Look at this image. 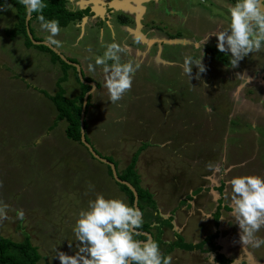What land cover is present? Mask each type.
<instances>
[{"label":"rangeland","instance_id":"1","mask_svg":"<svg viewBox=\"0 0 264 264\" xmlns=\"http://www.w3.org/2000/svg\"><path fill=\"white\" fill-rule=\"evenodd\" d=\"M190 1L198 4V0ZM67 4L70 5L66 2L65 6ZM204 6L208 7L207 2ZM209 9L213 11L212 7ZM0 11V181L3 182L0 202L9 206V218L0 223V237L20 242L28 236L30 244L37 248L36 264H60L56 251L74 255L78 250L73 228L80 211L88 209L89 201L95 200L97 194L106 199L119 198L125 203L127 200L108 176L105 165L90 159L87 151L64 137L65 123H53L52 104L49 103L51 110L46 99L42 101V95L38 94L36 88L49 95L54 92V79L61 76L59 64L51 67L49 58L40 53L19 52L23 47L19 39L4 44L5 35L13 26L14 9L6 6ZM213 13L216 14V10ZM4 14L7 22L3 20ZM154 14L150 12L153 18L158 13ZM30 27L35 37L49 36L46 31H35L31 24ZM60 33L62 37L59 34L54 38L60 42L58 45L48 43L65 55L82 57L86 56L85 48L94 49L88 55L94 62L104 53L101 47L106 41L97 44L95 38L88 36L72 45L78 30L70 23ZM179 35L188 36L186 30ZM103 38L109 39L106 31ZM185 39H189L190 44L183 47L164 45L160 58L173 60L172 67L163 66L164 70L159 67L158 73L151 69L144 71L148 88L141 81L134 82V89L115 103L114 110L110 108V114L103 109L106 106L93 102L97 93L98 98H103L100 89L95 88L89 101L94 118H87L85 123L90 124L98 142L90 132L87 137L99 155L110 157L116 163L117 173L125 169L139 147L150 145L138 158L136 173L142 180L141 187L147 191L148 187L153 195L160 194V200L166 204L184 193L190 192L193 196L203 191L216 196L217 200L220 198L218 202L227 211L221 210V217L230 218L232 192L228 181L241 175L264 177V64L261 67L256 64V59H262L264 54L262 51L250 53L237 67H232L230 52L224 55L226 61L206 56L205 51L213 48V38L200 47L196 45L202 37ZM202 56L206 71L196 79L198 68L193 65L189 80L182 67L184 58L198 60ZM94 73L85 74L93 77ZM66 74L67 83L64 87L61 85L65 98H75L80 92L79 85L70 71ZM248 77L249 83L246 82ZM96 78L98 84H104V79L100 81L97 74ZM22 82H26L28 89ZM24 98L30 101L25 111L20 109ZM103 99L110 104L108 96ZM101 112L109 119L98 118ZM24 115L31 124L22 120ZM116 115L119 120H115ZM29 125L30 128L24 129ZM50 129L56 131L43 138L42 132ZM37 134L41 141L31 147ZM211 188L216 194L210 193ZM193 207L197 209L196 205ZM20 209L25 212L24 220L17 219ZM193 224L195 222L190 220L189 230L199 229L200 225ZM209 225L199 229L202 234L209 231ZM235 225L240 229L238 223ZM226 229L220 232L221 237L228 233ZM189 232H186L187 240H190ZM258 232L264 237V227Z\"/></svg>","mask_w":264,"mask_h":264},{"label":"crops","instance_id":"2","mask_svg":"<svg viewBox=\"0 0 264 264\" xmlns=\"http://www.w3.org/2000/svg\"><path fill=\"white\" fill-rule=\"evenodd\" d=\"M68 1L70 3V5L68 4L66 5V9L68 11L76 12V11H80L81 7L82 8L85 7L84 5L80 6L79 0H68ZM161 1L162 0H127L123 2V0L121 1L115 0L114 2L118 6L126 5V6H129L130 9L132 10L129 11L128 13H124L120 11H115L113 9L111 12L113 16L112 15L110 16L108 14L107 16H105V18H104V9L102 8L103 4L101 6L99 5L93 6L91 8V12H93L94 14L91 17L89 23H87L86 17H85V20L82 22L80 20V21H75V22L70 23L74 30L76 29L78 30V33H76V37H75L76 39L74 41H71V43H73L72 45H75L78 39L82 40V38L85 36H88L89 38H95L97 44H100V43H103V41H106L104 42L105 46H103V48L101 47V50L103 52L106 50V46L110 43L116 42L120 44L122 47L125 48L124 53H120L121 62L125 63V62L131 61L134 66L139 65V69L135 73V76L133 78V84H135L134 82L141 81L142 83H145L144 87L148 88V82L145 80L146 74L144 71L151 69L158 73L157 70L159 67H162L161 69L163 70L166 69L163 66H167V68L172 67L171 62H173V60L165 61L160 58L162 54V47L164 45L170 46V47L175 46V45H178V46L181 45V47H183L185 45L190 44V40L185 39V38H196V37L205 38L208 35H211L215 32H218V31H221L227 28L228 23H229L228 21H230V17H229V13H228L226 5L234 4L236 2L232 0L224 5L222 1H219V0H198V4L193 5V3L190 0H185V1L184 0H166L167 5L163 6ZM205 2H207L208 7L204 6ZM149 4H151V7L148 6ZM6 6H11V5L1 6L0 10H4ZM211 7L213 8V11L216 10L217 12L216 14H214L213 11L209 9ZM95 8H97L100 13H95L93 11V9ZM154 10L158 14L156 17L153 18L152 15H150V12L154 14L155 12ZM219 12H221L224 15V17H221ZM15 14H16V11L14 9V12L12 13L13 21H11L13 23V26H12V29L7 32V35H5L6 38L3 41L4 44H7V43L9 44L10 43L9 41L13 42L15 39L16 40L19 39L23 43V47L19 49L20 50L19 52L26 51L27 53H31V52L37 53V54L40 53L44 57L46 56L47 59L49 58V62L47 60L46 61L51 67L56 65L57 63H52L47 53L42 52L33 47H26L24 45V42L22 41L23 38L21 35H17L13 38L9 37L8 35L9 32H11L13 28L16 26ZM7 15H8L7 18L9 20L10 16L9 14ZM115 15H120L121 17L118 19L117 17H114ZM3 16H4L3 20L7 22L5 14ZM96 16L99 17L98 24L94 25V22H96L94 18ZM30 24L33 25V30L35 31H37L38 29H41L40 22L31 20L29 23V27H30ZM67 26L60 28V29L61 30L66 29ZM185 30L188 36L181 37L179 33ZM105 31L109 39L106 40L103 38L101 40V32H103V36H104ZM119 33L121 34V37H118ZM62 36L63 34H61V37ZM36 38H40L43 41L49 42L46 38L40 37L39 35L36 36ZM211 38L214 39V41L212 42V47L213 46L216 47L217 42L215 41L217 40V38L215 36H210L209 40H211ZM82 49L84 48L82 47ZM84 50H85L86 56L77 57V58L71 57L69 53L67 55L63 53L62 54L68 58L75 59L80 65L84 78H89L92 80V82H96L98 84V79L96 78V74L97 76L100 77V81L104 79V73H103L102 66H95V71H94L95 73L93 74L94 75L93 77H91L90 75L87 76L85 74L86 72L93 73V72L88 71V65L89 63H92L93 65H95V61L92 62L91 59L88 57V55H91L94 49H91V51H89V48H85ZM151 51H153V53ZM262 52L264 54V51ZM223 55L227 56L228 54L224 53ZM256 61H257L256 62L257 66L259 67L263 66L264 56L262 57V59L257 58ZM108 63L111 64L112 62L109 61ZM251 63H254V62L251 61ZM68 71H70V73H72L73 75L72 70L70 69L66 70V72ZM160 74H162V72ZM57 79H54L55 81L54 87H53L54 92H56L57 90L55 86ZM66 83L67 82L65 81L61 83V85H63L64 87ZM22 84L23 86L26 85L25 88L28 89L26 82H22ZM141 86L143 87V84ZM141 86L139 89H141ZM36 89L38 90V94H40V89L39 88H36ZM99 89H100L99 92L103 96V98H105V95L109 97L107 89L104 87V84L100 85L98 90ZM133 89L134 88L132 85L131 91ZM135 89H137V87ZM54 92L51 93V95L49 94L48 95L53 96ZM64 95H65V92H64ZM98 95L99 93L93 96L94 97L93 102L96 104L99 103V105L101 106H106V108H103V109L106 110L105 112L107 114H110L112 109L114 110V108L116 107L115 104H111L110 102L111 104L110 105L109 103L103 102V100L105 99L102 98L101 100L100 98H98ZM136 96L137 94L134 97ZM42 97H43L42 101L46 99L47 105L49 106L50 101L47 98H45L43 95ZM25 100L26 98L21 99L20 101V109L23 111L27 110L29 108L28 105L30 104V101H25ZM93 105L96 107L95 104ZM23 106H26L27 108ZM30 108H34V107L31 106ZM50 109L52 110V108ZM32 110H28V111H32ZM98 115H100L98 116V118L99 117L107 118L106 120L109 119V116L103 115L102 112ZM37 116H39V113ZM55 116H56V112L54 110V117ZM33 117H32V121L34 119ZM92 117L94 118V112L92 111V109H90V105H89L85 113V122L87 118L91 120ZM22 120L26 121V123L31 124V122L28 120V117L26 115L22 117ZM115 120H119L117 115H116ZM86 124H87L86 130H85L86 136H88V132H90L91 137L96 138L95 135L93 134V130L90 127V124L89 123H86ZM30 127L31 126L29 125L28 127L24 129H27ZM55 131L56 129L54 130L50 129V130H47L46 133L42 132L43 134L42 137L44 138V136L49 133L53 134V132ZM25 132L27 131L25 130ZM36 136L37 137L34 139V142L33 144H31V147H34V144H38L41 141L39 134H37ZM97 140L98 139L96 138L95 141ZM75 144L76 146L78 145L77 143ZM149 146L148 145L145 146L137 155V161L135 163L136 172L138 169L137 163H138L139 155L144 149L148 148ZM78 147H81V146L78 145ZM141 183H142V180L140 179V184ZM147 189H148V192L151 194L152 200L154 201V204H155V211L150 212L151 217L148 219V223H151V227H152L150 231L151 232L150 236L152 240L154 238V232H155L154 227L157 225L156 223L153 222L155 216H159V218L163 221L169 220L170 226L164 225V226H161V229H160L159 248L161 252L166 248L168 244L174 243L177 240V238H180L182 240V243H184L185 245L196 246V245L201 244V246L197 248L195 247L189 250H184L179 247L173 248L171 251H169L166 254V256L170 255L172 257V264H264V245H261L258 248L253 247L252 245L244 246L243 243L240 241V236H239L240 229L237 230L236 225H235L236 223L232 216L230 218L221 217V214L219 212V217L215 221L216 223L214 222V219L211 220V215H213V212L215 211V207H216V201H217L216 196L206 195L204 194L203 191H201L199 194H195L191 196V193L188 192L187 194L185 193L182 194L180 198H177V199L175 198L173 202L171 201L172 203L170 202L171 200L170 199L168 201L169 204H166L167 202L164 203L162 199L160 200V194L157 195L156 193H154L153 195V193L151 192V189H149L148 187ZM211 192L212 193L214 192V194H216V191H213L212 188L210 190V193ZM168 198L169 196L167 197V199ZM159 204L163 208H160ZM177 204H178V207H177ZM194 205H196L197 209H194L193 207ZM222 209L223 211H225L224 208ZM207 216L209 217L206 218ZM221 218H223V220H221ZM190 220H192L193 223L195 222L193 226L200 225L199 229L201 228V230H202V227L210 223L209 231L207 233L202 234L199 229L195 230V228H192L189 230V228L191 227V226H188ZM233 225H235V227H233ZM221 226L223 227V229H221ZM225 229L228 230V233H226L225 235H223V237H221L220 232L224 231ZM188 231H190L189 237H188L190 240L186 239L187 238L186 232ZM258 233L259 232L256 233V236L258 238H264V237H261V234L263 233H259V234ZM221 240H222L221 243L226 244L225 246L221 245L220 243ZM218 256L221 257L224 261H220L218 263L216 259Z\"/></svg>","mask_w":264,"mask_h":264},{"label":"clouds","instance_id":"3","mask_svg":"<svg viewBox=\"0 0 264 264\" xmlns=\"http://www.w3.org/2000/svg\"><path fill=\"white\" fill-rule=\"evenodd\" d=\"M20 3L28 16L41 13L37 16L41 30L49 33L46 39L50 43L58 45L60 42L54 38L61 31L59 21L45 18L42 14L46 7L43 0H20ZM226 7L230 17L227 28L206 36L196 46L206 44L210 36H215L218 50L222 53L230 52V63L232 67H237L250 53L264 51V0H236ZM124 51L125 48L120 44L110 43L103 55L96 57L95 65H88L89 72H94L95 66H102L104 87L111 104L117 103L125 93L131 91L133 78L139 69V65L134 66L131 61L121 62L120 53ZM202 58H184L182 67L189 80L192 78L193 65L198 68L196 79H200V74L206 71ZM109 61L112 63L109 64ZM246 82H250L249 77ZM92 91H95V86ZM207 110L210 112L211 108ZM216 170L220 171L219 168ZM228 183L232 192L231 216L239 225L240 241L244 246L258 248L264 245V238L256 236L264 227V177L241 175L233 177ZM0 187H3L2 181ZM8 207L0 202V223L9 218ZM16 216L24 220V210H18ZM142 224L143 214L139 208L128 205L122 199H106L102 194H97L95 200L89 201L88 209L80 211L74 225L78 250L74 255L56 251V258L60 264H172V257L163 255L155 240L134 239ZM69 247H72L71 243Z\"/></svg>","mask_w":264,"mask_h":264},{"label":"trees","instance_id":"4","mask_svg":"<svg viewBox=\"0 0 264 264\" xmlns=\"http://www.w3.org/2000/svg\"><path fill=\"white\" fill-rule=\"evenodd\" d=\"M46 7L43 9L42 14L45 16L47 20H58L60 28L66 27L69 23L78 21L82 14L80 11L71 12L68 11L65 7L66 0H43ZM5 5H11L15 11V19H16V26L13 28L11 32H9V37L13 38L17 35H21L24 39V45L26 47H33L36 48L42 52L47 53L50 55V60L52 63H58L60 66L61 76L56 81V92L53 96H49L45 91L40 90V94H42L45 98H47L50 103L53 106V109L56 112V116L54 117V124L60 121H63L65 123L64 126V137L70 141H73L77 143L79 146H81L85 151H87L83 145L80 143L79 137V113H80V107H81V100L83 97V94L89 90V86L83 85L79 82L77 79L75 70L70 65L65 64L62 62L58 56H56L54 53H52L48 48L42 46V45H32L29 41V39L26 36L25 32V26H24V18L26 14L25 7L20 3V0H0V7ZM41 13H33L30 16V19L28 21V27L31 20H35L36 22H39L37 19V16ZM29 32L32 35V38L35 41H43L40 38H36L32 34V30L29 28ZM206 56L212 57L217 60L226 61V57L216 52L212 49H209L205 51ZM67 60L71 63H77L75 59L67 58ZM71 69L73 72L74 80L79 85L80 92L77 97L72 99L65 98L64 90L61 87V83L66 81V70ZM86 82H92L89 78H84ZM99 85L96 84V87ZM90 96L87 97L86 102V109L89 106ZM86 113V111H85ZM86 123H83V129L86 130ZM84 139L87 143L90 144L88 137L84 136ZM146 146V144H143L141 147L137 149V151L132 155V157L129 159L128 164L126 165L125 169L122 172L117 173V177L129 183L134 190L136 191L137 195V207L140 209V211L143 214V224L140 229H138V232H144L151 234V223H148V219L151 217L150 212L155 211V204L152 200L151 194L143 187L140 186V179L139 176L136 173L135 170V163L137 161V155L139 152ZM95 150V149H94ZM96 151V150H95ZM88 153V152H87ZM97 153V152H96ZM98 154V153H97ZM99 155V154H98ZM88 156L90 159H93L89 153ZM101 156L106 161L112 163L116 169V163L110 158L106 156ZM106 171L108 176H110V170L108 166H106ZM112 179V178H111ZM114 182V181H113ZM114 184L117 186V188L120 190L121 193L126 197L127 204L132 206V194L131 192L124 186L120 185L114 182ZM199 190H196V193ZM219 213L216 212L214 214V222L218 219ZM154 223L157 225L154 227L156 234L154 235L153 240H155L158 245L160 243V229L161 226H170L169 220L163 221L159 218V216H155ZM216 223V222H215ZM216 225V224H215ZM134 239L145 241L146 238L140 234L134 236ZM201 246V244L192 246V245H185L182 243V240L180 238H177V240L172 243L168 244L166 248L162 251V254L166 256V254L171 251L175 247H179L184 250H189L193 248H197ZM217 262L224 261L221 257H217ZM39 260V255L37 253V248L33 247L29 242V237L26 236L22 241L20 242H13L9 239L0 237V264H36Z\"/></svg>","mask_w":264,"mask_h":264},{"label":"water","instance_id":"5","mask_svg":"<svg viewBox=\"0 0 264 264\" xmlns=\"http://www.w3.org/2000/svg\"><path fill=\"white\" fill-rule=\"evenodd\" d=\"M96 1H99V0H87V1L81 0L80 1V3H81L80 6H83L86 3H91L93 6H95V2ZM114 1L115 0H111V1L101 0L102 3L100 2L99 4H100V6L103 4V6H102L103 9H105V8H111V9H114L115 11H120V12H124V13H128L129 11L132 10V9H130L129 6H126V5L125 6L119 5L118 6ZM125 1H127V0H123V2H125ZM81 9H82V7H81ZM96 9L97 8L93 9V11L95 13H97ZM29 19H30V16H28L27 14H25V18H24L25 32H26V36L29 39L30 43L32 45H36V46L42 45V46L48 48L52 53H54L56 56H58V58L62 62H64L67 65H70L71 67L74 68L75 73H76V76H77V79L79 80V82L81 84L86 85V86H89V90L83 94V97H82V100H81V107H80V113H79V134H80L79 140H80V143L83 145V147L87 150V152L89 153V155L92 158L96 159L101 164H104V165L108 166V168L110 170V176H111L112 180L115 183H117V184L124 185L131 192L132 197H133L132 206L137 207V195H136V191L134 190V188L129 183L120 180L117 177V172H116V169H115L114 165L112 163L106 161L105 159H103L101 156H99L96 153V151L94 150V148L89 143H87L85 141V139H84L85 130L83 129V123L85 122L86 102H87V97L90 96V93L92 92V87L95 86L94 82H86L84 80V76H83V73L81 71L80 65L78 63H71V62H69L67 60V57L66 56H64L61 52H59L57 49H55L53 46H51L48 42H45V41H35L32 38V35L29 32V28H28V21H29ZM84 20H85V17H82L81 18V22L84 21ZM137 233L140 234V235H142V236H144L146 238V240L147 239H151V236L148 233L138 232V231H137Z\"/></svg>","mask_w":264,"mask_h":264},{"label":"flooded vegetation","instance_id":"6","mask_svg":"<svg viewBox=\"0 0 264 264\" xmlns=\"http://www.w3.org/2000/svg\"><path fill=\"white\" fill-rule=\"evenodd\" d=\"M79 1H81V0H79ZM84 1H87V0H84ZM108 1H111V0H108ZM219 1H222V3L225 5L226 3H228V2H230V1H232V0H219ZM66 2H69L68 0H66ZM162 2V4H163V6H166L167 5V1L166 0H162L161 1ZM84 6L85 7H83L82 9H80V12L81 13H83L82 14V17H86V20H87V23H89L90 22V19H91V17L93 16V12H91V8L93 7V5L91 4V3H86V4H84ZM66 7V6H65ZM112 10L113 9H111V8H105L104 9V18H105V16H107L108 14L111 16L112 15ZM113 16V15H112ZM81 17V18H82ZM114 17H117L118 19L121 17L120 15H115ZM81 18L78 20V21H80L81 20ZM95 20H96V22H94V25H97L98 24V19H99V17L98 16H96L95 18H94ZM215 42H217V40L215 41ZM212 50H214V51H216V52H218L217 50H218V48H216V47H214L213 46V48H212ZM220 53V52H219ZM68 58V57H67ZM78 63V62H77ZM82 71V70H81ZM94 84H95V87H96V82H94ZM99 85V84H98ZM100 87V85L98 86V87H96V89H98ZM219 200H221L220 198L216 201V207H215V211L213 212V215L216 213V212H220L221 210H223L222 208H223V206H221V202L219 203L218 201ZM225 210V209H224ZM226 211V210H225ZM227 212V211H226Z\"/></svg>","mask_w":264,"mask_h":264},{"label":"bare ground","instance_id":"7","mask_svg":"<svg viewBox=\"0 0 264 264\" xmlns=\"http://www.w3.org/2000/svg\"><path fill=\"white\" fill-rule=\"evenodd\" d=\"M100 2H101V0L96 1V2H95V6H96V5L98 6V3H100ZM101 3H102V2H101ZM96 11H97V13H99V12H98V9H96Z\"/></svg>","mask_w":264,"mask_h":264}]
</instances>
